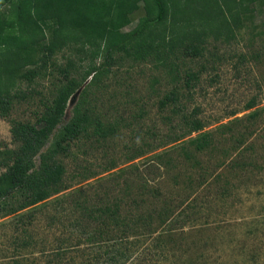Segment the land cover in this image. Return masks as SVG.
Returning a JSON list of instances; mask_svg holds the SVG:
<instances>
[{"label":"rangeland","instance_id":"1","mask_svg":"<svg viewBox=\"0 0 264 264\" xmlns=\"http://www.w3.org/2000/svg\"><path fill=\"white\" fill-rule=\"evenodd\" d=\"M142 15L140 8L122 31L132 30ZM263 25L264 8L234 39L208 38L203 55L194 59L179 53L165 64L114 58L119 62L98 76L85 100L113 136L75 142L63 159L59 194L17 215H0V264H116L107 255L93 260L96 250L82 242L86 229L79 227L76 205L99 198L122 201V217L153 212L156 223L169 215L147 235L128 236L126 259L117 264H264ZM62 55L57 64L66 62L68 55ZM187 72L196 76L190 87ZM51 83L37 81L32 104L21 103L10 118L34 121L35 106ZM81 90L70 99L67 115ZM170 92L178 98L176 116L171 107H159ZM182 116L202 121L204 128L171 143L184 132ZM200 133L212 139L202 152L189 145ZM2 145L12 146L4 119ZM86 175L92 177L81 180Z\"/></svg>","mask_w":264,"mask_h":264},{"label":"trees","instance_id":"2","mask_svg":"<svg viewBox=\"0 0 264 264\" xmlns=\"http://www.w3.org/2000/svg\"><path fill=\"white\" fill-rule=\"evenodd\" d=\"M140 8L143 15L137 25L123 32ZM263 8L264 0H0V119L9 121L12 144L0 146V215H17L59 194L66 174L63 159L75 142L88 135L101 140L113 136L114 129L92 116L85 100L98 76L119 62L114 58L154 59L165 64L178 53L191 59L201 57L208 38L234 39ZM60 53L68 55L62 65L56 62ZM99 59L102 63L96 66ZM185 77L190 87L196 76L187 72ZM49 79L53 83L47 96L40 95L34 121L11 119L15 107L32 104L37 91L31 87ZM81 88L67 115L70 99ZM177 103L176 94L170 92L159 107H171V115L176 116L180 113ZM181 123L184 132L169 142L204 128L202 121L189 116H182ZM211 141L200 133L189 145L202 152ZM121 202L99 198L76 205L79 227L83 223L86 229L82 242L96 250L93 260L107 255L113 263L123 262L127 249L122 246L128 236H138L136 231L147 235L156 223L162 226L169 218L160 216L154 223L153 212L122 217Z\"/></svg>","mask_w":264,"mask_h":264},{"label":"water","instance_id":"3","mask_svg":"<svg viewBox=\"0 0 264 264\" xmlns=\"http://www.w3.org/2000/svg\"><path fill=\"white\" fill-rule=\"evenodd\" d=\"M74 97H72V99H73Z\"/></svg>","mask_w":264,"mask_h":264}]
</instances>
